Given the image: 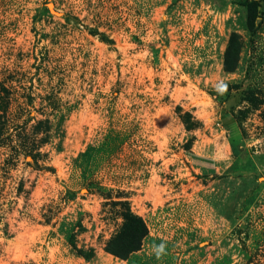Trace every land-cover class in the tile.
Returning <instances> with one entry per match:
<instances>
[{"label": "rangeland", "instance_id": "obj_1", "mask_svg": "<svg viewBox=\"0 0 264 264\" xmlns=\"http://www.w3.org/2000/svg\"><path fill=\"white\" fill-rule=\"evenodd\" d=\"M107 196L149 230L128 260ZM80 220L91 261L59 229ZM246 252L264 264V0H0V264Z\"/></svg>", "mask_w": 264, "mask_h": 264}, {"label": "trees", "instance_id": "obj_2", "mask_svg": "<svg viewBox=\"0 0 264 264\" xmlns=\"http://www.w3.org/2000/svg\"><path fill=\"white\" fill-rule=\"evenodd\" d=\"M5 93V102L2 104V111L5 113L9 108V91L3 88ZM187 127L189 129L194 128V123L192 122V117L186 114L183 117ZM41 124V123H40ZM36 150H25L21 148V154L30 157L35 164L38 165L39 153H35ZM40 167V166H37ZM41 168V167H40ZM44 170L54 171V168L45 167L41 168ZM109 198V196H107ZM107 206H110L113 212H115L118 219L121 220V227L119 231L114 234L106 243L105 251L116 258L121 260H128L134 253L141 250L144 241L149 236V230L145 221L134 213L131 208V204L126 200L113 201L111 198L106 202ZM60 231L63 234L65 240L70 245L71 249L80 257L87 261H91L96 257V251L93 248L84 249L80 248L77 244L78 233L85 230L82 221H78L76 224L72 223H62L60 225ZM247 229H242L241 225H237L233 232L235 235H243L245 233L246 237H249ZM244 257L247 259L249 264L253 263L254 257L249 252H246ZM228 264H231V260L228 259Z\"/></svg>", "mask_w": 264, "mask_h": 264}, {"label": "bare ground", "instance_id": "obj_3", "mask_svg": "<svg viewBox=\"0 0 264 264\" xmlns=\"http://www.w3.org/2000/svg\"><path fill=\"white\" fill-rule=\"evenodd\" d=\"M50 8L53 10V6L52 5H50Z\"/></svg>", "mask_w": 264, "mask_h": 264}]
</instances>
